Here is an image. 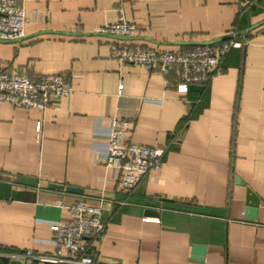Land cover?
Returning a JSON list of instances; mask_svg holds the SVG:
<instances>
[{"label": "crops", "instance_id": "1", "mask_svg": "<svg viewBox=\"0 0 264 264\" xmlns=\"http://www.w3.org/2000/svg\"><path fill=\"white\" fill-rule=\"evenodd\" d=\"M18 1L25 35L0 39V72L59 74L73 91L41 109L0 101V264H70L24 254L54 252L55 224L80 200L101 206L97 264H264V0ZM121 19L136 27L123 41L96 30ZM231 32L240 45L185 91L176 67L110 56L113 41L185 51ZM114 118L126 141L164 149L130 192L106 163Z\"/></svg>", "mask_w": 264, "mask_h": 264}, {"label": "built area", "instance_id": "2", "mask_svg": "<svg viewBox=\"0 0 264 264\" xmlns=\"http://www.w3.org/2000/svg\"><path fill=\"white\" fill-rule=\"evenodd\" d=\"M27 12L18 0H0V39L15 40L25 35ZM117 38L132 36L136 27L124 19L110 22L96 29ZM216 42L196 44L189 50L143 48L127 42H111L110 56L121 63L143 66L148 71L167 73L176 67L180 70L178 90L185 91L188 83H206L221 69L223 58L240 42L235 32ZM73 91L72 84L59 74L31 78L18 70L0 72V101H8L22 108H45ZM37 123L36 130L39 131ZM129 122L112 120L110 126L106 163L116 170L115 182L119 190L130 192L146 174L161 165L164 149L124 139ZM72 218L55 224L51 242L56 247L52 253H34L28 250L26 257L42 261H66L70 264H97L87 252L94 240L102 237L105 223L101 218V206L77 201L70 206Z\"/></svg>", "mask_w": 264, "mask_h": 264}, {"label": "water", "instance_id": "3", "mask_svg": "<svg viewBox=\"0 0 264 264\" xmlns=\"http://www.w3.org/2000/svg\"><path fill=\"white\" fill-rule=\"evenodd\" d=\"M230 35L227 34L226 36L223 37V39L229 37ZM243 183V181H241ZM57 188H64L65 190L68 191H77L79 190L78 188L74 186H63L61 184H53ZM80 191V190H79ZM15 193H13L14 195ZM17 195L19 193H16ZM18 197V196H17ZM257 205H258V197L256 194L251 191L249 188L246 189V208L244 212V217L248 220H254L256 218V213H257ZM200 246L196 245L194 246L195 250H200ZM10 264H23L20 260L18 259H12Z\"/></svg>", "mask_w": 264, "mask_h": 264}, {"label": "trees", "instance_id": "4", "mask_svg": "<svg viewBox=\"0 0 264 264\" xmlns=\"http://www.w3.org/2000/svg\"><path fill=\"white\" fill-rule=\"evenodd\" d=\"M119 40H122V38H119ZM123 41V40H122ZM122 41H119V42H122Z\"/></svg>", "mask_w": 264, "mask_h": 264}]
</instances>
